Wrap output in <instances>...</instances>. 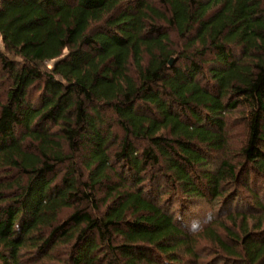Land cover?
<instances>
[{"label": "trees", "instance_id": "16d2710c", "mask_svg": "<svg viewBox=\"0 0 264 264\" xmlns=\"http://www.w3.org/2000/svg\"><path fill=\"white\" fill-rule=\"evenodd\" d=\"M154 2L0 0V264H264V0Z\"/></svg>", "mask_w": 264, "mask_h": 264}, {"label": "rangeland", "instance_id": "374dc122", "mask_svg": "<svg viewBox=\"0 0 264 264\" xmlns=\"http://www.w3.org/2000/svg\"><path fill=\"white\" fill-rule=\"evenodd\" d=\"M149 2H154V0H147ZM0 48H2V43L0 41ZM9 86L8 82L5 79L0 78V90L4 91L5 88ZM0 99H4V93L1 92V97ZM226 131L228 135V140L229 144H231V152L232 155H230V158L234 159V162H237L238 159L236 158L235 152L237 151L238 147L240 146V143L242 142L244 138V122L241 119V112L240 110H236V112H232L230 116L226 117ZM116 135H118V139H121L122 134L118 132L115 129ZM214 161L212 162V165L210 166V170L213 171V169L218 165V156H213L212 158ZM249 183L254 181V177L251 175L249 178ZM255 187L258 189V194L261 198L264 200V186L262 184V181L259 180L258 182H254ZM253 184V183H252ZM230 187L225 188L224 192V197L225 199L218 200L216 202L209 203L207 200H200L197 199L194 202H192V205H180L179 198L177 194L175 195L173 192L168 189V187H164L162 189L163 194V200H166V211L169 214H172L176 219L180 218L182 225H185L186 229L188 230L189 233H193L195 229H199L205 225H207L212 219H215L216 217H224L229 211L233 210L234 208H240L245 211H248V207H243L242 203H240L239 199H235V202L229 210L224 209V201L228 199L232 194L235 192L242 194V196L249 197V193H247L245 190L238 188V186L234 185H229ZM253 186V187H254ZM148 187V186H147ZM167 194V196H165ZM162 197V196H161ZM225 210V211H224ZM181 226V225H180ZM199 245L201 246L202 249L205 250V252H201V255L199 258H201L202 263H212V261L215 258L213 254L208 252L207 246H205L204 241L199 240ZM200 249V247H199ZM61 250V252H59ZM62 247L58 249L56 253H53L54 257H60L62 255ZM61 254V255H59ZM107 260L105 261V263ZM42 263V261H41ZM26 264H40V262H37L34 258H26ZM50 264H58L56 263L55 260L51 261ZM154 264H159L158 262H154ZM222 264V263H219Z\"/></svg>", "mask_w": 264, "mask_h": 264}, {"label": "water", "instance_id": "95a60500", "mask_svg": "<svg viewBox=\"0 0 264 264\" xmlns=\"http://www.w3.org/2000/svg\"><path fill=\"white\" fill-rule=\"evenodd\" d=\"M170 61H171V62H169V65L172 66V64H173V60L171 59Z\"/></svg>", "mask_w": 264, "mask_h": 264}]
</instances>
